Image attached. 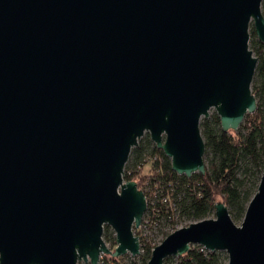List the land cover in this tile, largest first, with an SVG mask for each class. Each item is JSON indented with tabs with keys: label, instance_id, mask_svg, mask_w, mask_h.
Segmentation results:
<instances>
[{
	"label": "water",
	"instance_id": "obj_1",
	"mask_svg": "<svg viewBox=\"0 0 264 264\" xmlns=\"http://www.w3.org/2000/svg\"><path fill=\"white\" fill-rule=\"evenodd\" d=\"M263 3L0 0V264L139 256L148 201L124 180L131 152L148 134L179 176L206 174L201 121L215 110L237 132L258 109L250 30L264 45ZM194 246L264 264V173L240 226L219 203L147 264Z\"/></svg>",
	"mask_w": 264,
	"mask_h": 264
},
{
	"label": "trees",
	"instance_id": "obj_2",
	"mask_svg": "<svg viewBox=\"0 0 264 264\" xmlns=\"http://www.w3.org/2000/svg\"><path fill=\"white\" fill-rule=\"evenodd\" d=\"M262 11L264 15V3ZM251 33L250 49L258 60L252 86L258 109L253 115L246 116L244 125L237 132L225 133L216 112L201 121L200 129L206 145L205 175L179 176L172 170L171 160L156 147L148 134L131 152L124 180L136 182L145 193L148 210L141 226L148 221L151 231L161 233L163 241L179 229L178 218L189 224L211 219L219 203L227 206L234 223L241 224L257 193L264 173V45L257 39L254 28ZM149 163H152V175L147 183L150 191L147 192L141 186L140 180L144 179L140 176ZM217 198L221 201L216 202ZM163 229L168 232L163 233ZM134 233L140 240L142 255L133 264H147L159 244L151 241L149 236L141 237L140 229ZM103 238L106 244L117 247L116 236L110 227H105ZM123 260L106 256L104 264H124ZM174 260V257L169 258L164 264H228L224 252L211 253L199 246L176 258V263Z\"/></svg>",
	"mask_w": 264,
	"mask_h": 264
},
{
	"label": "rangeland",
	"instance_id": "obj_3",
	"mask_svg": "<svg viewBox=\"0 0 264 264\" xmlns=\"http://www.w3.org/2000/svg\"><path fill=\"white\" fill-rule=\"evenodd\" d=\"M253 26L251 25V30H252ZM251 30H250V35H251V39H250V44L251 42L253 41V36H252V33H251ZM255 57V56H254ZM256 75L257 73L255 72V76H254V80H253V83L254 81L256 80ZM253 86V85H252ZM215 112V110H211L210 112V116ZM244 125V122L243 124ZM241 125V126H242ZM151 167H152V163H149L145 168L144 170L142 171L141 173V178L144 179L143 181L140 180V182H142V187L145 188V190L148 192L150 191L149 187H147V183L152 175V172H150L151 170ZM221 199L220 198H217L216 199V202H220ZM214 217H212L211 219H214ZM145 226H141L140 227V231H141V237L144 236V237H147L149 236L150 237V240L151 241H154L155 243L157 244H161L163 242V239H162V236H161V233L160 234H157L155 231H151V228H150V225H148V221L145 222ZM177 224L179 226V229L180 228H184V227H187L189 226V222L185 221L184 219H177ZM237 226H240L241 224H238V223H235ZM164 232H168L167 230L163 229V233ZM165 240V239H164ZM108 248L111 250V251H115V248L114 246H111L110 244H107ZM226 254V253H225ZM142 255V251H141V254L137 257H132L130 254H127L125 256H122L121 258L124 259L123 262L124 264H133L137 258H139L140 256ZM227 255V254H226ZM106 256H102L101 260H100V264H104V259H105ZM111 257L108 256V259H110ZM121 258H118V259H121ZM174 262L176 263L177 260L175 258ZM79 264H85L84 262H80Z\"/></svg>",
	"mask_w": 264,
	"mask_h": 264
}]
</instances>
